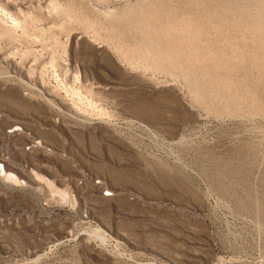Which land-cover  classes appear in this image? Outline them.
<instances>
[{
  "label": "rangeland",
  "instance_id": "obj_1",
  "mask_svg": "<svg viewBox=\"0 0 264 264\" xmlns=\"http://www.w3.org/2000/svg\"><path fill=\"white\" fill-rule=\"evenodd\" d=\"M0 157V264H264V0H0Z\"/></svg>",
  "mask_w": 264,
  "mask_h": 264
},
{
  "label": "built area",
  "instance_id": "obj_2",
  "mask_svg": "<svg viewBox=\"0 0 264 264\" xmlns=\"http://www.w3.org/2000/svg\"><path fill=\"white\" fill-rule=\"evenodd\" d=\"M36 144H39V143H36ZM35 145H32L31 147H34ZM31 147H29V148H31ZM1 166H2V168H1ZM1 170L5 173V169H4V166H3V164L1 165V157H0V174H1Z\"/></svg>",
  "mask_w": 264,
  "mask_h": 264
},
{
  "label": "bare ground",
  "instance_id": "obj_3",
  "mask_svg": "<svg viewBox=\"0 0 264 264\" xmlns=\"http://www.w3.org/2000/svg\"><path fill=\"white\" fill-rule=\"evenodd\" d=\"M6 173V172H5ZM9 173V172H8ZM12 177V176H11Z\"/></svg>",
  "mask_w": 264,
  "mask_h": 264
}]
</instances>
